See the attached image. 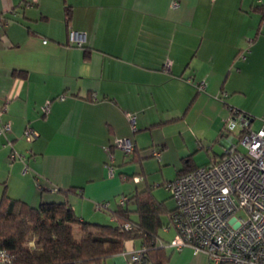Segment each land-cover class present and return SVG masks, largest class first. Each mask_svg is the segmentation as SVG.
Instances as JSON below:
<instances>
[{"label":"crops","instance_id":"0c3cea01","mask_svg":"<svg viewBox=\"0 0 264 264\" xmlns=\"http://www.w3.org/2000/svg\"><path fill=\"white\" fill-rule=\"evenodd\" d=\"M2 104L0 198L65 200L82 219L114 224L119 199L150 188L171 210L158 188L221 158L239 136L225 129L232 110L252 130L264 124V0H0ZM27 126L38 133L28 142ZM114 138L134 150L111 149L109 176ZM164 166L174 175L150 181ZM139 246L129 239L103 264H129ZM167 251L165 264H209L191 247Z\"/></svg>","mask_w":264,"mask_h":264},{"label":"built area","instance_id":"2783aa9c","mask_svg":"<svg viewBox=\"0 0 264 264\" xmlns=\"http://www.w3.org/2000/svg\"><path fill=\"white\" fill-rule=\"evenodd\" d=\"M68 34L70 44L82 46L84 33L71 29ZM169 64L170 61L165 66ZM204 86L201 81L199 88ZM43 108L47 111V104ZM3 110L2 104L0 116ZM249 119L250 115L232 110L225 129L232 134L238 128L237 141L218 161L200 165L165 183L175 201L165 228H173L174 236L166 241L159 238L158 247L174 251L191 247L195 252L203 251L209 264H264V124L252 130ZM9 128L10 123L0 119V134ZM23 133L27 142L38 136L29 126ZM113 147L132 153L134 143L114 138L113 144L105 147L109 176L116 170L112 165ZM151 151L160 158V151ZM17 157L24 159L20 154ZM132 176L135 182L141 178ZM125 200L124 196L119 199L121 204ZM105 206L106 203L98 204L97 208ZM144 251L143 247L134 250L130 261L140 259ZM6 259L7 254L0 250V262Z\"/></svg>","mask_w":264,"mask_h":264},{"label":"trees","instance_id":"16d2710c","mask_svg":"<svg viewBox=\"0 0 264 264\" xmlns=\"http://www.w3.org/2000/svg\"><path fill=\"white\" fill-rule=\"evenodd\" d=\"M195 168L186 165L178 175ZM130 202L134 208H130ZM172 211L150 188L143 189L118 205L113 212L114 224H100L82 219L65 200H43L34 206L3 193L0 250L5 251L7 259L0 264H103L107 257L122 252L129 239L145 248L142 257L129 264H165L169 252L158 247L157 240ZM132 212L137 216H131ZM74 225L80 227L78 232Z\"/></svg>","mask_w":264,"mask_h":264},{"label":"rangeland","instance_id":"374dc122","mask_svg":"<svg viewBox=\"0 0 264 264\" xmlns=\"http://www.w3.org/2000/svg\"><path fill=\"white\" fill-rule=\"evenodd\" d=\"M127 157H129V156H127ZM156 159V158H155ZM164 172L161 174L160 173V171L158 170V171H153L151 174H150V177H149V180L151 181V180H156L155 181V183H158V182H161V181H163V176L164 175H174V170L172 169V168H169V166H164ZM134 176H131L129 179L134 183L135 182V180H134V178H133ZM140 182H139V184L137 183V185L138 186H141L142 184L144 185L145 184V179H144V177L142 176L140 179ZM157 188V187H156ZM166 187H164V184H163V186H161L160 188H158L159 190H157V196L159 197V198H164V197H166L167 198V203H168V205H170V206H174V199L173 198H171L170 197V193H169V191L167 190V189H165ZM74 227V229L78 232V230H80V227L79 226H77V225H74L73 226Z\"/></svg>","mask_w":264,"mask_h":264}]
</instances>
